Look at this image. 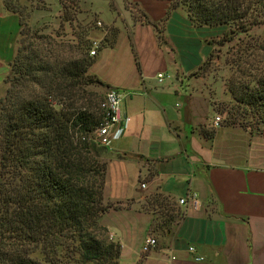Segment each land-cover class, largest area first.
<instances>
[{
    "label": "crops",
    "instance_id": "0c3cea01",
    "mask_svg": "<svg viewBox=\"0 0 264 264\" xmlns=\"http://www.w3.org/2000/svg\"><path fill=\"white\" fill-rule=\"evenodd\" d=\"M16 1L0 0V95L21 36ZM90 6L98 19L83 36L99 46L86 73L117 91L129 117L101 149L103 201L120 207L99 223L120 246L117 264H264V136L213 126L185 82L211 50L204 27L170 0ZM191 194L198 207L178 203ZM148 237L155 246L142 252Z\"/></svg>",
    "mask_w": 264,
    "mask_h": 264
},
{
    "label": "trees",
    "instance_id": "16d2710c",
    "mask_svg": "<svg viewBox=\"0 0 264 264\" xmlns=\"http://www.w3.org/2000/svg\"><path fill=\"white\" fill-rule=\"evenodd\" d=\"M170 1L172 7L186 6L197 26L242 28L255 7H264V0ZM18 53L19 48L11 64ZM24 60L0 99V264H40L29 256L33 243L52 249L67 238L77 241L82 261L117 264L119 244L91 234L101 214L116 206L103 204L104 165L90 156L88 135L99 123L100 111L55 109L49 95L56 85L46 82L57 71L35 52ZM89 64L85 58L70 61L58 75L77 80ZM230 93L264 123V74L252 86Z\"/></svg>",
    "mask_w": 264,
    "mask_h": 264
},
{
    "label": "rangeland",
    "instance_id": "374dc122",
    "mask_svg": "<svg viewBox=\"0 0 264 264\" xmlns=\"http://www.w3.org/2000/svg\"><path fill=\"white\" fill-rule=\"evenodd\" d=\"M122 1L128 9L131 0ZM92 3L96 8L105 11L106 3L113 9L119 0L16 1L15 7L21 15L19 53L3 79L0 99L15 79L17 74L14 71L18 65L22 69L28 52L31 55L35 52L37 57L47 61L57 71L51 83L45 81L46 85H56L51 88L49 95L55 109L71 111L83 108L93 113L99 112L98 103L106 89L92 82L91 75L85 71L74 81L68 75H58L61 65L65 66L68 62L80 58L90 60L89 42L85 40L83 31L98 19L91 10ZM180 7L187 13L186 6L181 4ZM135 13L131 10V14ZM247 19L248 23L243 24L242 28L225 24L203 26L207 33L206 42L211 46V50L198 69L188 75L185 82L190 92L198 99L200 97L207 100L212 118L219 116L218 125L240 126L251 133L264 136V123L259 122L245 105L235 101L230 93L231 89L239 92L243 90L244 85L252 86L255 79L264 74V7H255ZM198 102L200 103V100ZM101 149L102 147L93 145L90 153L98 166L103 165ZM119 207L116 205L110 209ZM140 208L148 210V206L144 204H141ZM108 211L107 208L104 216ZM158 218L159 213L153 221L155 226L159 224ZM91 234L104 243H116L108 229L99 223V218ZM76 245V240L68 238L61 240L60 244L52 249L49 245L36 242L32 244L29 256L40 264H107L95 260L82 261L75 250Z\"/></svg>",
    "mask_w": 264,
    "mask_h": 264
},
{
    "label": "built area",
    "instance_id": "2783aa9c",
    "mask_svg": "<svg viewBox=\"0 0 264 264\" xmlns=\"http://www.w3.org/2000/svg\"><path fill=\"white\" fill-rule=\"evenodd\" d=\"M96 26H101L99 22H96ZM89 42L88 55L92 56L98 49L99 40L92 39ZM165 78L162 73H157L155 79L157 82H161ZM120 97L116 90L107 89L98 103V110L100 111V120L97 126L91 131L88 139L90 142L99 147H107L114 140L118 139L126 129L129 117L120 114L119 109ZM219 121V116L215 115L212 118L213 126H217ZM141 188L144 187L143 184L140 185ZM189 203L192 207L196 208L199 205V201L195 194H191L187 199L179 198V204ZM155 246V240L153 238H146L142 245L141 251L147 252ZM189 249H192L191 247Z\"/></svg>",
    "mask_w": 264,
    "mask_h": 264
}]
</instances>
